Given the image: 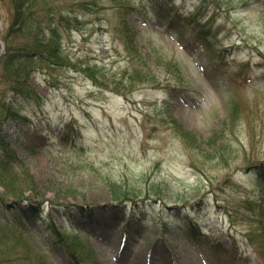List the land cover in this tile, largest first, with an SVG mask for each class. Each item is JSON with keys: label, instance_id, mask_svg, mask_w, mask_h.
Listing matches in <instances>:
<instances>
[{"label": "rangeland", "instance_id": "rangeland-1", "mask_svg": "<svg viewBox=\"0 0 264 264\" xmlns=\"http://www.w3.org/2000/svg\"><path fill=\"white\" fill-rule=\"evenodd\" d=\"M206 2L40 1L67 62L28 77L35 112L0 78L29 119L0 120V264H264V0Z\"/></svg>", "mask_w": 264, "mask_h": 264}, {"label": "trees", "instance_id": "trees-1", "mask_svg": "<svg viewBox=\"0 0 264 264\" xmlns=\"http://www.w3.org/2000/svg\"><path fill=\"white\" fill-rule=\"evenodd\" d=\"M40 1L42 0H9L10 20L2 34L5 51L0 57V78L7 84L8 89L18 96V104L31 105L32 109L33 106H37V109L42 110L45 98L31 87L27 80L39 61L45 62L49 67L66 64L67 57L62 48V32L66 30L67 26L69 27V23L61 12L56 13L48 3H43L44 8L42 7L41 12L37 13L36 10L40 7ZM196 7V11H199L200 14L209 13L210 8L206 0H199ZM83 70L91 72L92 69L91 66L86 65ZM21 108L22 106L19 108L14 102L8 100L6 93L0 92V120L17 118L23 123L29 122L28 116L21 114ZM35 111L36 109H33V112ZM190 139L194 140L192 136ZM0 149L1 152L3 150V155L0 154L2 165L8 164L10 161H17L15 153L10 149L8 142L2 135H0ZM250 166L251 170L261 171L259 170L261 166L257 163ZM4 176L5 173L0 171V178L2 179ZM112 195L113 201L117 204L122 203L120 202V193L113 192ZM24 201L33 202L28 198ZM0 205L2 211L6 212L7 206L4 205V201L0 200ZM34 205V212L38 217L41 214V204L35 201ZM76 207L78 208V206ZM134 207L133 205L132 212L135 211ZM80 210L89 214V207L82 205ZM259 217L260 224L264 227L263 207H261ZM249 237L259 255L264 256V230H262V236L250 234Z\"/></svg>", "mask_w": 264, "mask_h": 264}, {"label": "water", "instance_id": "water-1", "mask_svg": "<svg viewBox=\"0 0 264 264\" xmlns=\"http://www.w3.org/2000/svg\"><path fill=\"white\" fill-rule=\"evenodd\" d=\"M1 54V53H0Z\"/></svg>", "mask_w": 264, "mask_h": 264}]
</instances>
